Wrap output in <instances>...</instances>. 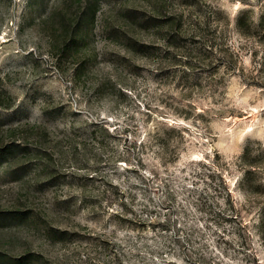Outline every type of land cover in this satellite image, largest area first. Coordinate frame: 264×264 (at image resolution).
<instances>
[{
    "label": "rangeland",
    "instance_id": "374dc122",
    "mask_svg": "<svg viewBox=\"0 0 264 264\" xmlns=\"http://www.w3.org/2000/svg\"><path fill=\"white\" fill-rule=\"evenodd\" d=\"M262 14L0 0V264H264Z\"/></svg>",
    "mask_w": 264,
    "mask_h": 264
},
{
    "label": "trees",
    "instance_id": "16d2710c",
    "mask_svg": "<svg viewBox=\"0 0 264 264\" xmlns=\"http://www.w3.org/2000/svg\"><path fill=\"white\" fill-rule=\"evenodd\" d=\"M238 21H239V24H242V19H241V18H240ZM258 27H259V28H262L263 31H264V14H262V16H261L260 19H259ZM218 175H221V179L223 178V177H222V174L219 173ZM222 182L225 184V187L228 188V187L226 186V181L222 180ZM228 195L230 196V193H228Z\"/></svg>",
    "mask_w": 264,
    "mask_h": 264
}]
</instances>
